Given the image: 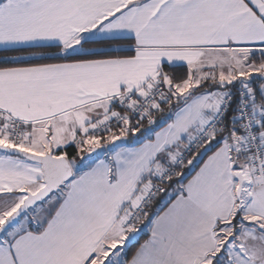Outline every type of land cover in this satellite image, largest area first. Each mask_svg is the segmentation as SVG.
<instances>
[{
	"label": "snow or ice",
	"instance_id": "1",
	"mask_svg": "<svg viewBox=\"0 0 264 264\" xmlns=\"http://www.w3.org/2000/svg\"><path fill=\"white\" fill-rule=\"evenodd\" d=\"M0 264H264V0H0Z\"/></svg>",
	"mask_w": 264,
	"mask_h": 264
},
{
	"label": "trees",
	"instance_id": "2",
	"mask_svg": "<svg viewBox=\"0 0 264 264\" xmlns=\"http://www.w3.org/2000/svg\"><path fill=\"white\" fill-rule=\"evenodd\" d=\"M145 237H146V236H145ZM145 237H142V238H141V241H142V239H144Z\"/></svg>",
	"mask_w": 264,
	"mask_h": 264
},
{
	"label": "crops",
	"instance_id": "3",
	"mask_svg": "<svg viewBox=\"0 0 264 264\" xmlns=\"http://www.w3.org/2000/svg\"><path fill=\"white\" fill-rule=\"evenodd\" d=\"M146 238V237H145Z\"/></svg>",
	"mask_w": 264,
	"mask_h": 264
}]
</instances>
